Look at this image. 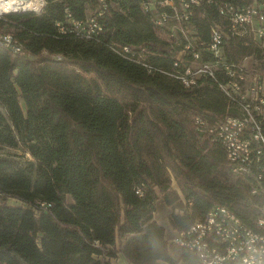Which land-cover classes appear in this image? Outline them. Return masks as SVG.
Instances as JSON below:
<instances>
[{
    "label": "trees",
    "instance_id": "16d2710c",
    "mask_svg": "<svg viewBox=\"0 0 264 264\" xmlns=\"http://www.w3.org/2000/svg\"><path fill=\"white\" fill-rule=\"evenodd\" d=\"M44 2L0 18V146L21 145L34 160L0 158V264H113L119 254L128 264H199L184 250L173 257L153 214L159 201L169 207L174 234L216 205L250 214L223 150L191 125L226 103L210 82L186 89L109 49L159 43L141 0ZM91 17L102 31L82 39L75 32ZM196 18L206 36L207 19ZM6 35L19 53L3 46ZM226 45L236 62L253 52L238 38Z\"/></svg>",
    "mask_w": 264,
    "mask_h": 264
},
{
    "label": "built area",
    "instance_id": "2783aa9c",
    "mask_svg": "<svg viewBox=\"0 0 264 264\" xmlns=\"http://www.w3.org/2000/svg\"><path fill=\"white\" fill-rule=\"evenodd\" d=\"M8 1L0 0V18L25 12ZM140 8L159 38L155 49L117 43L109 49L186 89H198L205 81L217 88L225 112L195 113L192 129L197 137L221 147L225 168L250 211L241 218L225 206H213L188 229L176 232L170 243L193 254L199 264H264V0H141ZM198 12L208 21L206 36L197 25ZM69 22L74 28L82 26L74 19ZM85 25L83 33L75 32L82 39L102 31L94 17ZM231 38L241 39L253 52L240 62L231 60L226 50ZM1 40L20 52L13 39Z\"/></svg>",
    "mask_w": 264,
    "mask_h": 264
},
{
    "label": "rangeland",
    "instance_id": "374dc122",
    "mask_svg": "<svg viewBox=\"0 0 264 264\" xmlns=\"http://www.w3.org/2000/svg\"><path fill=\"white\" fill-rule=\"evenodd\" d=\"M44 3L45 2L43 0V4ZM0 158L12 161L14 164L16 163L17 165H25L28 161H34L33 158L30 156V154H28L21 145L18 146L17 148H9L5 146H0ZM171 187L177 190L178 192H180L179 187L174 178H172L171 180ZM68 200L70 199L68 198ZM7 202L14 203L15 201L8 200ZM176 211L178 210H174V212ZM170 212H171V209L159 201L156 204V211L153 214V219L158 224L162 225L165 228L167 236L173 239L175 234L171 232L170 227L168 225V221H167L168 215L170 214ZM168 249L170 253L173 254V257L176 259L179 255L178 252H176V250H178L179 248L171 244L170 240H168ZM111 262L113 264H117V263L125 264L126 263L120 254L117 256L116 259L111 260ZM177 264H183V263L178 262Z\"/></svg>",
    "mask_w": 264,
    "mask_h": 264
},
{
    "label": "bare ground",
    "instance_id": "6f19581e",
    "mask_svg": "<svg viewBox=\"0 0 264 264\" xmlns=\"http://www.w3.org/2000/svg\"><path fill=\"white\" fill-rule=\"evenodd\" d=\"M8 3L9 5H13V7H18V5H20V7H22L24 11L32 10V11L37 12L41 9L43 5V0H9ZM3 39H12V38L10 35H6L3 37ZM2 44L4 47L8 48V41L2 40ZM14 47H17V46L14 45ZM10 49L12 50V48Z\"/></svg>",
    "mask_w": 264,
    "mask_h": 264
},
{
    "label": "crops",
    "instance_id": "0c3cea01",
    "mask_svg": "<svg viewBox=\"0 0 264 264\" xmlns=\"http://www.w3.org/2000/svg\"><path fill=\"white\" fill-rule=\"evenodd\" d=\"M121 256H122V255H121ZM122 258H123V260H125L123 256H122ZM125 262H126V260H125ZM117 264H121V263H117ZM125 264H128V263L126 262Z\"/></svg>",
    "mask_w": 264,
    "mask_h": 264
}]
</instances>
